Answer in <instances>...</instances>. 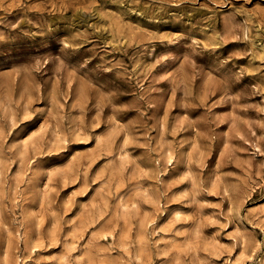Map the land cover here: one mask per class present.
<instances>
[{
	"label": "rangeland",
	"instance_id": "obj_1",
	"mask_svg": "<svg viewBox=\"0 0 264 264\" xmlns=\"http://www.w3.org/2000/svg\"><path fill=\"white\" fill-rule=\"evenodd\" d=\"M0 264H264V0H0Z\"/></svg>",
	"mask_w": 264,
	"mask_h": 264
}]
</instances>
